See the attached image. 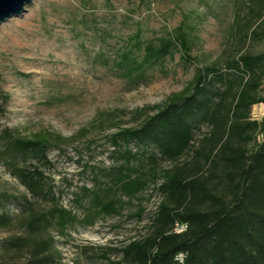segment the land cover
<instances>
[{"label":"trees","instance_id":"trees-1","mask_svg":"<svg viewBox=\"0 0 264 264\" xmlns=\"http://www.w3.org/2000/svg\"><path fill=\"white\" fill-rule=\"evenodd\" d=\"M249 1L256 3L250 8L254 20H263L264 0ZM188 18L156 39L141 38L138 27L115 54L112 68L127 81L140 84L147 81L152 66L176 52L183 62L193 61L189 52L196 25ZM242 37L243 41L262 40L264 28H257L253 21L245 26ZM97 60L109 64L103 53ZM224 68L197 67L184 90L171 94L161 105L139 109L152 112L139 126L118 127L109 135L115 164L109 168L85 165L93 188L80 187L75 195L78 207L87 205L82 218L59 205L48 177L36 165L27 164L34 160L50 167L48 151H62L73 138L49 131L22 137L2 129L0 162L25 193L0 194V228L12 224L7 207L15 202L25 214L21 223L27 236L2 242L5 251L25 248L26 257L4 261L0 256V264H64L54 249L51 230L63 234L76 223L91 226L101 215H117L121 196L133 199L150 184L161 199L146 232L115 249L120 258L110 264H264V115L259 121L250 119L251 107L264 104V97L257 95L264 82V51L240 53ZM0 98L7 99L1 92ZM203 125L208 131L193 148L194 133ZM86 132L83 128L80 135ZM190 150L193 154L183 164L159 168L160 160L174 163ZM31 197L51 204L34 209ZM175 222L185 223L186 231L173 233ZM178 253L185 254L181 263L174 259Z\"/></svg>","mask_w":264,"mask_h":264},{"label":"rangeland","instance_id":"rangeland-1","mask_svg":"<svg viewBox=\"0 0 264 264\" xmlns=\"http://www.w3.org/2000/svg\"><path fill=\"white\" fill-rule=\"evenodd\" d=\"M249 0H34L20 17L0 25V131L9 128L27 137L49 131L73 138L62 151L47 153L51 166L30 160L48 177L57 202L77 218L85 214L74 203L80 187L93 188L92 174L85 165L109 168L113 148L109 135L118 127L139 126L150 110L161 105L173 93H179L193 78L197 67L225 69L226 62L240 53L264 51V39L244 40L245 26L254 21L264 28L263 20H254ZM188 16L196 25V37L185 63L176 52L147 72V81L136 84L112 68L115 54L136 29L141 38L156 39L173 30ZM103 53L109 64H101ZM258 96L264 97V82ZM264 104L250 109V119L259 121ZM102 124V128L99 125ZM87 130L84 136L80 130ZM208 128L203 125L194 133L193 148ZM1 148V144H0ZM129 148L135 151V146ZM192 150L171 163L160 160L159 168L181 165ZM134 164H137L135 162ZM20 195L25 189L0 162V194ZM122 208L117 215L99 216L91 226L74 224L63 234L51 230L54 249L64 264H110L120 254L115 249L146 232L160 195L150 184L137 197H120ZM32 207L47 209L51 202L30 198ZM141 211L140 218L136 213ZM12 217L8 228H0V256L4 261L26 257L22 251H5L2 242L22 236L21 218L25 215L13 202L7 207ZM42 235V233L40 234Z\"/></svg>","mask_w":264,"mask_h":264},{"label":"water","instance_id":"water-1","mask_svg":"<svg viewBox=\"0 0 264 264\" xmlns=\"http://www.w3.org/2000/svg\"><path fill=\"white\" fill-rule=\"evenodd\" d=\"M34 0H0V25L14 17H20L25 7Z\"/></svg>","mask_w":264,"mask_h":264},{"label":"built area","instance_id":"built-area-1","mask_svg":"<svg viewBox=\"0 0 264 264\" xmlns=\"http://www.w3.org/2000/svg\"><path fill=\"white\" fill-rule=\"evenodd\" d=\"M187 225L185 223H179L175 222L173 227H172V232L176 234H180L186 231ZM185 257L184 253H178L175 256V260L179 263L183 262V259Z\"/></svg>","mask_w":264,"mask_h":264}]
</instances>
